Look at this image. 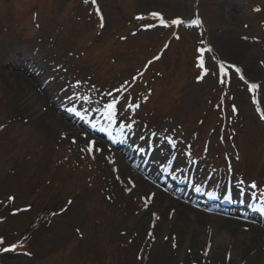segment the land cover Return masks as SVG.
Listing matches in <instances>:
<instances>
[{
	"label": "rangeland",
	"instance_id": "374dc122",
	"mask_svg": "<svg viewBox=\"0 0 264 264\" xmlns=\"http://www.w3.org/2000/svg\"><path fill=\"white\" fill-rule=\"evenodd\" d=\"M99 2L95 9L98 13L103 9V27L92 0H0V237L4 240L0 264H161L160 255L173 246L176 234L168 226L159 227L165 217L154 209L146 222H140L151 196L140 192L131 176L119 173L123 157L112 160L111 154L116 142L129 146L132 163L139 160L144 165L156 150L152 146L161 141L170 149L181 147L183 163L167 161L162 170L166 174L172 169V176L188 170L173 182L177 188L220 207L228 199L242 200L241 209L257 205L264 218V0ZM153 12L170 23L176 18L184 23L176 29L165 27L150 15ZM224 41L235 48L240 42L250 47L233 52L223 47ZM9 46L31 49L32 71H40L37 75L44 79L43 63L56 77L62 90V97L55 98L60 101L57 107L69 114L79 135L59 130L51 136L35 119L34 109L16 105L17 77L9 79L4 72L19 70L2 59ZM198 46L211 49L203 56L209 69L203 79H198ZM157 54L160 59L149 64L136 86L116 91L133 81L146 60ZM231 65L240 68L243 80ZM42 83L36 90L44 93ZM225 90L233 95L238 111L231 128L237 135L231 139L232 131L221 128L222 110L217 104ZM135 97L139 107L127 108ZM113 99L116 108L107 121V105ZM39 105V113L48 112L47 103ZM92 137L105 144L95 142L89 152ZM230 148L237 156L222 160ZM133 167L139 170L136 164ZM191 175L198 187L190 183ZM209 231L199 252L204 257H197L195 264H238L239 260L231 261L232 249L212 254ZM13 244L19 246L3 251ZM185 247L190 254L191 248ZM178 249L177 260L183 258Z\"/></svg>",
	"mask_w": 264,
	"mask_h": 264
},
{
	"label": "bare ground",
	"instance_id": "6f19581e",
	"mask_svg": "<svg viewBox=\"0 0 264 264\" xmlns=\"http://www.w3.org/2000/svg\"><path fill=\"white\" fill-rule=\"evenodd\" d=\"M228 14H231V12H228ZM237 45L239 47L235 48V45H232L230 41H224L223 43L224 48L233 52H239L249 46L246 42H240ZM2 52L4 63L15 66L19 70L15 73L4 72L8 78L10 77L9 79H11L9 75H12L13 79L17 77L16 84L19 85L20 91L14 99L16 105H25L34 109L35 119L41 123L42 127L48 128L47 131L51 136H54V133L59 130L60 133L64 131L65 133L79 135L80 130L73 127L69 114L64 112L65 110L61 111L58 108L59 106L57 107V103H60V101L55 98L57 95L59 98L62 97V90L57 88L56 77H53V74L47 69L48 67L40 63V70L46 72V76L42 79L41 76L37 75L40 71L33 72L31 69L33 67L30 65L35 64L31 49L9 46L4 48ZM250 69H255V67H250ZM256 70L258 72V69ZM40 80L45 85L44 93L36 90V85L40 83ZM45 81H47V84ZM55 91L56 94H54ZM51 99H54V101ZM34 103H36L35 107ZM41 103H45V105L47 103L48 112L43 114L38 112ZM69 112L71 113V111ZM74 117L76 116L74 115ZM80 124L85 127L83 121ZM155 138L158 139L157 136ZM90 139H94L93 141L98 144H105L101 138L92 137ZM125 145L122 143L121 147V143L116 142V149L111 150L112 160L123 157L119 165V173L126 177L131 176L130 179L133 181V185L140 192H147L151 196L150 206L140 217V222H146L149 218L148 214L151 213L150 210L154 209L155 214L159 213L165 217L162 224L159 223V227L162 226V230H164L163 226L165 228L168 226V230L176 234V240L172 241L171 244L175 246L170 247L169 244V249H163V256L160 255L161 264H195V261L198 260L197 257H204L199 252L200 247L208 237L209 230H212L214 239L212 254H219L224 248H229L233 250L232 262L233 260H239L238 264H264V218H261L258 210H238L230 205V207H220L218 204L207 203L203 200L202 202L201 199L188 193L186 189L177 188L173 182L178 183L177 180L179 178L183 179L188 170L184 168L178 175L172 176L163 174L162 169L165 167L164 162L167 161H174L176 165L183 163L181 147L170 149L166 143L161 141L156 147L152 146L156 150L152 153L148 152L151 155L147 158L146 166H142L139 160H134L132 163L130 155L127 153L129 146L125 148L123 147ZM140 155L143 156V153H140ZM153 163L154 168H152ZM135 164L139 170L134 169L133 165ZM194 185L195 187L199 186L197 182ZM185 245L191 248L190 254L184 252ZM177 247L179 253H181L180 256L183 257L178 258V260L175 259ZM171 248H174V250ZM179 260L183 262L178 263Z\"/></svg>",
	"mask_w": 264,
	"mask_h": 264
},
{
	"label": "snow or ice",
	"instance_id": "6c2138e0",
	"mask_svg": "<svg viewBox=\"0 0 264 264\" xmlns=\"http://www.w3.org/2000/svg\"><path fill=\"white\" fill-rule=\"evenodd\" d=\"M92 2L95 3L96 0H92ZM98 11H99V9H98ZM150 15H151L152 17L158 19V20L160 21V23H161L163 26H165V27L169 26V22L166 21V20L164 19L163 15H162L161 13H159V12H153V13H151ZM101 19H103V17H101ZM137 19H141V20H142V19H143V16H138ZM200 22L202 23V21H200ZM182 23H184V21H183L181 18H176V19H173V20L171 21V24H172V25H179V24H182ZM148 27H154V25H148ZM177 38H178V37H177ZM167 47H168V45H165V49H166ZM210 50H211V49H204V48H201V49L198 50V51L201 53V56L199 57V60H200V67L204 70L205 74L208 73L209 69L204 67L203 54H204L206 51H210ZM153 59H154V60H158V59H160V56H155V57H153ZM150 63H152V61H149V64H150ZM220 67H221V70H222V71L225 69V64H224V62L221 63V66H220ZM231 67H232V68H235L237 72H240V71H241L239 68H236L235 65H231ZM141 75H142V74H141ZM226 75H227V72L225 71V76H226ZM242 78H243V77H242ZM134 79H136V78H134ZM198 79H203V77H198ZM220 82H221V83H224V82H225L223 77H221ZM257 87H258V85H256V84H252V88H253V89H255V88H257ZM127 89H128V82H125V84H124V85H121V87H120L119 89H117L116 91H117V92H120V91H127ZM108 95H112V93L109 92ZM84 99H87V97H84ZM116 104H117V101H116L115 99H113V100L111 101V103H109V104L107 105V107H108L109 110H111V111L114 112V111H115V108H116ZM135 106H136V107H139V105H135ZM73 111H75V109H73ZM133 123H134V121H133ZM131 126H132L131 124L128 125L129 128H130ZM153 135H155V133H153ZM167 139H170V137H168ZM73 142H75V141H73ZM94 144H95V141H91L90 144H89V147H88L87 151L91 152V151H92V145H94ZM173 146H174V145H173ZM82 151H83V149H82ZM117 179H119L118 176H117ZM253 187H256V185L253 184ZM127 190H128V191H131V189H127ZM198 190H199V189H198ZM13 199H14L13 197H9V200H13ZM68 203L71 204L72 202L69 201ZM147 203H148V200L146 199L145 207H147ZM26 210H27V209H19V208L16 209V211H26ZM62 211H65V210L62 209ZM53 215H55V213H53ZM3 242H4L3 237H0V245H2ZM18 246H19V245H17V244H13V245H11V248H4L3 251L15 250ZM173 246H175V245H173Z\"/></svg>",
	"mask_w": 264,
	"mask_h": 264
},
{
	"label": "trees",
	"instance_id": "16d2710c",
	"mask_svg": "<svg viewBox=\"0 0 264 264\" xmlns=\"http://www.w3.org/2000/svg\"><path fill=\"white\" fill-rule=\"evenodd\" d=\"M50 211H51L52 213H56V211L54 212V210H49V213H50ZM49 213H48V212H47L46 214L43 213L44 220L48 218Z\"/></svg>",
	"mask_w": 264,
	"mask_h": 264
}]
</instances>
